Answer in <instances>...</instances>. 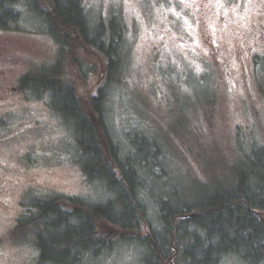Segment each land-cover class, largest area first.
Segmentation results:
<instances>
[{"label": "rangeland", "instance_id": "obj_1", "mask_svg": "<svg viewBox=\"0 0 264 264\" xmlns=\"http://www.w3.org/2000/svg\"><path fill=\"white\" fill-rule=\"evenodd\" d=\"M4 1L17 19L3 22L16 31L3 34L28 48L18 70L2 75L0 89V264H50L39 261L36 229L21 228L36 198L97 203L117 197L102 181L86 177L73 127L50 107L49 93L38 96L27 87V75L58 59L84 102L102 89L105 120L123 153L135 135L161 144L170 178L152 175L148 199L176 181L185 194L195 180L222 177L228 165L264 147V43L255 37L264 0H81L89 31L99 22L107 26L111 16L124 26L119 68L111 74L103 71L106 60L98 51L77 47L84 45L81 37L57 41L43 6ZM213 57L222 81L207 67ZM89 111L95 118L96 111ZM156 160L160 154L148 161ZM94 224L100 238L111 242L80 264H144L142 244L117 239L119 228L105 219ZM221 264L251 263L225 256Z\"/></svg>", "mask_w": 264, "mask_h": 264}, {"label": "trees", "instance_id": "obj_2", "mask_svg": "<svg viewBox=\"0 0 264 264\" xmlns=\"http://www.w3.org/2000/svg\"><path fill=\"white\" fill-rule=\"evenodd\" d=\"M27 1L33 8H45L49 32L57 41L70 44L81 37L84 45L78 44L79 49L98 51L106 60L103 71L117 72L124 29L119 18L111 16L107 26L99 22L89 31L91 22L81 0ZM74 63L81 66L77 59ZM25 82L38 96L48 92L50 107L71 123L86 177L102 181L117 194L97 203L79 197H67L66 202L36 198L20 222L22 229H36L39 261L80 264L85 256L100 254L111 241L100 238L94 223L105 219L119 228L117 239L146 248L144 264H221L225 256L264 264V147L226 164L222 177L195 180L185 194L184 184L176 181L180 184L148 199L146 183L152 175L170 178L160 143L135 135L123 153L105 120L102 89L84 102L64 79L61 59L27 75ZM89 109L96 111L95 118ZM155 154L161 161L149 164ZM144 229L147 232L140 236Z\"/></svg>", "mask_w": 264, "mask_h": 264}, {"label": "flooded vegetation", "instance_id": "obj_3", "mask_svg": "<svg viewBox=\"0 0 264 264\" xmlns=\"http://www.w3.org/2000/svg\"><path fill=\"white\" fill-rule=\"evenodd\" d=\"M232 2V0H230ZM29 4L30 2L27 1ZM5 1L0 0V89H2L3 81H2V75L7 72H15L18 70V65L15 66L16 63H18V58L20 54H22L25 50L28 48V43L24 40H20L14 35H4L3 33H10L8 31H11L12 34H14L15 30H8V28H4V21L8 22L13 19H17L16 16L8 9H4ZM17 13V12H16ZM15 13V14H16ZM5 16V17H4ZM259 26L257 28V31L255 33V37L257 40V43L260 45L264 43V7L260 11L259 14ZM28 58V56H26ZM257 56L255 57V53L252 54L251 57V63H252V69L253 72H257ZM209 61L206 62L207 67L210 68L214 72V76L217 80L222 81V75H220L218 67H219V59L217 57L211 58ZM219 73H218V72ZM258 79V76H257ZM1 139V138H0Z\"/></svg>", "mask_w": 264, "mask_h": 264}]
</instances>
